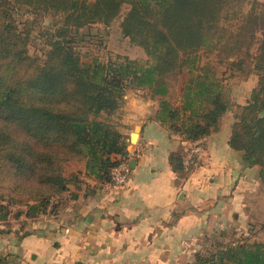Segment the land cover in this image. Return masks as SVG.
<instances>
[{"label": "trees", "instance_id": "trees-1", "mask_svg": "<svg viewBox=\"0 0 264 264\" xmlns=\"http://www.w3.org/2000/svg\"><path fill=\"white\" fill-rule=\"evenodd\" d=\"M21 8L29 14L23 22ZM123 8L120 32L146 59L83 56L80 32L108 28ZM44 18L52 21L45 26ZM36 35L44 40L39 55L30 53ZM202 54H215L232 77L257 79L227 145L264 186V0H0V223L53 214L71 187L110 181L129 160L112 120L128 92L142 93L154 106L150 120L180 144L197 146L217 132L230 102ZM171 77L180 80L177 105ZM184 149L167 158L177 183L194 170L183 164ZM71 163L82 169L67 173ZM211 247L192 264H264V243L246 233Z\"/></svg>", "mask_w": 264, "mask_h": 264}, {"label": "crops", "instance_id": "crops-1", "mask_svg": "<svg viewBox=\"0 0 264 264\" xmlns=\"http://www.w3.org/2000/svg\"><path fill=\"white\" fill-rule=\"evenodd\" d=\"M131 94L115 121L128 145V184L95 189L84 180L89 187H71L53 214L0 227L7 264H192L203 238L232 220L248 223L245 197L259 182L248 189L255 167L229 149L230 131L221 135L220 126L197 146L180 144L150 120L153 104L135 103ZM180 145L200 148L201 162L177 183L167 158Z\"/></svg>", "mask_w": 264, "mask_h": 264}, {"label": "rangeland", "instance_id": "rangeland-1", "mask_svg": "<svg viewBox=\"0 0 264 264\" xmlns=\"http://www.w3.org/2000/svg\"><path fill=\"white\" fill-rule=\"evenodd\" d=\"M257 1L262 2L263 0ZM125 11L126 8H123L120 17L117 18L108 28H103L101 26H93L88 30L83 29L80 33L82 34L81 36L85 37V39H81L79 42H77V49L80 51V53L83 56L89 53V59L97 57L99 60L102 61L115 60L119 57H126L129 59L144 61L146 58L144 56L143 51L139 47L133 45L128 38L123 37L120 32L119 23L121 21V18L125 14ZM16 13V18L18 19V21L23 22L25 21V19H29V14L26 12L25 8H21V10L18 9ZM42 21L46 26L52 20L50 18H44ZM43 44L44 40L40 39L36 35V39L31 42L30 53L39 55V48ZM201 62L210 63L213 65V68L216 69L217 75L222 78L223 84L227 89V97L230 102V107L229 111L223 116L221 120V135H223L226 134V132L230 131V125L234 121V116L239 111L238 106L244 105L247 97L249 96L250 91L255 87L257 79L253 76L249 77L248 79H242L234 76L232 77L229 72H224L226 65H219V63L217 64L215 54H202ZM169 85V100L175 105H177L178 88L180 85V80L177 79V77H171L169 78ZM130 93H133L131 94V97L133 100H135L133 101L135 103L139 102L138 100H142L141 102L148 101H144L143 94L140 92H128L126 95H130ZM126 95L124 96V98H126ZM121 114L122 113L119 110V112L113 117L112 120L121 121ZM187 150L188 149L186 148L184 149L185 152ZM200 162L201 160L196 161L195 166L191 167H193V169L195 170L199 167ZM81 167L82 166L79 163H71L66 166V172H76L80 170ZM253 170L255 171L253 174H248V189L252 187L251 183H254V181H258L259 184L255 185V187H252L255 189L248 196L245 197L247 208L245 215H242V217H247L248 223L245 225V223L242 224L238 220H232V223L231 221L229 223L227 222L225 225H223L221 232L212 233L209 237L203 238L201 240L199 245L200 251H208L212 249L211 244H213L214 242L222 241L223 243H226L229 240H232L233 238H237V236L243 235L244 233H246V237L251 238L253 241L264 243V186L260 184V181L258 179V169L255 167ZM81 179L83 178L81 177ZM72 188L74 189V187ZM241 224L243 225V228H240ZM19 225L20 222L18 223L12 217L7 222L0 224V227L2 230L6 231L13 229L16 226L19 227Z\"/></svg>", "mask_w": 264, "mask_h": 264}, {"label": "built area", "instance_id": "built-area-1", "mask_svg": "<svg viewBox=\"0 0 264 264\" xmlns=\"http://www.w3.org/2000/svg\"><path fill=\"white\" fill-rule=\"evenodd\" d=\"M195 148V149H194ZM201 159V150L192 147L185 152L183 164L186 168L195 166ZM129 165L128 160L119 162L111 172L110 181L105 185L108 189L122 188L128 184Z\"/></svg>", "mask_w": 264, "mask_h": 264}, {"label": "water", "instance_id": "water-1", "mask_svg": "<svg viewBox=\"0 0 264 264\" xmlns=\"http://www.w3.org/2000/svg\"><path fill=\"white\" fill-rule=\"evenodd\" d=\"M135 139V135H133L132 137H131V142H132V140H134ZM131 162H133V161H131Z\"/></svg>", "mask_w": 264, "mask_h": 264}]
</instances>
